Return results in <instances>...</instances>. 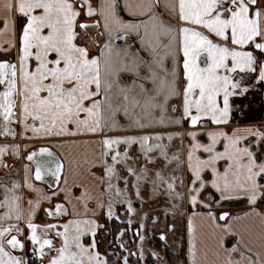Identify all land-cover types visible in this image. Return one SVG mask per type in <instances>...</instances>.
Returning a JSON list of instances; mask_svg holds the SVG:
<instances>
[{"label":"snow or ice","instance_id":"6c2138e0","mask_svg":"<svg viewBox=\"0 0 264 264\" xmlns=\"http://www.w3.org/2000/svg\"><path fill=\"white\" fill-rule=\"evenodd\" d=\"M0 264H264V0H0Z\"/></svg>","mask_w":264,"mask_h":264},{"label":"rangeland","instance_id":"374dc122","mask_svg":"<svg viewBox=\"0 0 264 264\" xmlns=\"http://www.w3.org/2000/svg\"><path fill=\"white\" fill-rule=\"evenodd\" d=\"M186 225L185 223H181L180 224V230L177 232V235L175 238H172L169 240V244L171 245V249L168 252V255L170 256H176L178 254L179 251H185V247H183L185 240H186ZM159 233H156V236L158 237ZM156 239L153 240V247H157L156 246ZM163 247V246H162ZM162 247H157L162 249ZM187 250V247H186Z\"/></svg>","mask_w":264,"mask_h":264},{"label":"crops","instance_id":"0c3cea01","mask_svg":"<svg viewBox=\"0 0 264 264\" xmlns=\"http://www.w3.org/2000/svg\"><path fill=\"white\" fill-rule=\"evenodd\" d=\"M186 225V224H185ZM195 227L198 230V234L201 237L202 241H205L207 243H210V240L208 239L209 235H210V225L208 223V221L206 220H197L195 223ZM186 247L188 248V234H187V227H186ZM186 256H187V250H186Z\"/></svg>","mask_w":264,"mask_h":264},{"label":"flooded vegetation","instance_id":"af4514ba","mask_svg":"<svg viewBox=\"0 0 264 264\" xmlns=\"http://www.w3.org/2000/svg\"><path fill=\"white\" fill-rule=\"evenodd\" d=\"M157 240V239H156ZM156 246L157 247H162V243L161 242H159L158 240L156 241Z\"/></svg>","mask_w":264,"mask_h":264},{"label":"trees","instance_id":"16d2710c","mask_svg":"<svg viewBox=\"0 0 264 264\" xmlns=\"http://www.w3.org/2000/svg\"><path fill=\"white\" fill-rule=\"evenodd\" d=\"M186 240H185V243H184V245H183V247H185L184 249H185V251H184V256L186 257Z\"/></svg>","mask_w":264,"mask_h":264}]
</instances>
